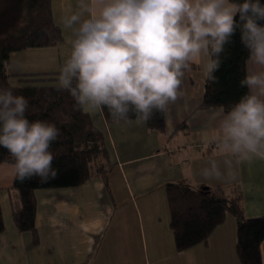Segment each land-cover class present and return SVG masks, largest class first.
<instances>
[{"label": "crops", "instance_id": "1", "mask_svg": "<svg viewBox=\"0 0 264 264\" xmlns=\"http://www.w3.org/2000/svg\"><path fill=\"white\" fill-rule=\"evenodd\" d=\"M51 7L63 39L56 45L13 52L8 72L14 85L20 79L16 75H59L70 54L74 33L63 18L78 10L79 0H51ZM205 84L200 61L193 62L184 77V94L169 105L162 131L141 119L108 123L101 108L85 109L107 137L113 166L107 181L97 177L76 187L37 189L38 241L32 232L16 226L13 213L20 201L15 178L11 163H1L5 229L0 234V264H207L212 243L221 264H241L237 228L233 221L229 226L232 219L218 226L207 243L183 251L177 250L170 227L165 188L170 181L222 186L229 197L240 196L247 216L264 212V160L234 161V179H205L199 174L211 158L221 160L224 167L223 157L206 142L215 131L220 106H200ZM183 122L186 125L178 129ZM261 251L264 264V240Z\"/></svg>", "mask_w": 264, "mask_h": 264}, {"label": "clouds", "instance_id": "2", "mask_svg": "<svg viewBox=\"0 0 264 264\" xmlns=\"http://www.w3.org/2000/svg\"><path fill=\"white\" fill-rule=\"evenodd\" d=\"M87 13V15H85ZM239 14V19H235ZM264 3L261 0H79L63 18L73 29L70 54L59 69L58 87L73 98L74 110L106 108L116 121L167 116L184 94L193 62L203 78L214 80L219 54L237 27L248 49L240 81L249 91L227 111L219 107L215 131L206 136L221 160L200 169L203 178L234 179L233 162L264 160ZM251 66V67H249ZM28 99L0 86V147L11 156L12 174L21 182L57 176L51 143L60 129L29 119Z\"/></svg>", "mask_w": 264, "mask_h": 264}, {"label": "trees", "instance_id": "3", "mask_svg": "<svg viewBox=\"0 0 264 264\" xmlns=\"http://www.w3.org/2000/svg\"><path fill=\"white\" fill-rule=\"evenodd\" d=\"M20 0L17 7H24L26 14L22 25L15 32L0 36V86L10 87L24 95L29 103L26 111L29 119H44L55 123L60 129L58 138L50 145L53 167L57 176L43 182L32 177L21 182L14 180L20 206L14 209V220L21 231H30L38 241L36 227V190L40 188H68L80 186L94 178L106 181L113 166L111 149L104 132L93 122L85 109L74 110L73 98L58 87L55 73L16 75L18 83L12 84L8 64L11 54L31 47L56 45L63 39L61 28L52 15L51 0ZM264 3V0H261ZM22 3V4H21ZM239 19V14L234 17ZM264 23V20L258 21ZM248 49L240 39L237 27L219 54L220 66L214 71L216 79L207 80L200 106H224L228 108L249 91L240 81L246 75ZM108 123L116 120L106 108H101ZM129 116L134 120L135 113ZM123 121V120H121ZM151 129L162 131L165 116L154 111L146 120ZM185 122L178 126L184 127ZM6 148L0 147V164L11 163ZM170 209V227L175 246L183 251L201 243H207L212 232L222 225L229 215L237 224L236 252L241 264H263L261 243L264 240V212L249 217L240 201V196L229 197L222 186L199 185L170 181L165 185ZM5 229L0 207V234Z\"/></svg>", "mask_w": 264, "mask_h": 264}, {"label": "rangeland", "instance_id": "4", "mask_svg": "<svg viewBox=\"0 0 264 264\" xmlns=\"http://www.w3.org/2000/svg\"><path fill=\"white\" fill-rule=\"evenodd\" d=\"M18 1L19 0H0V36L7 35L11 32L13 33L22 25L26 11L22 6L17 7ZM20 2L22 1L20 0ZM228 219H232L229 220V226L233 221V229L236 230L237 226L235 218L229 215ZM213 246L214 244L212 243L210 249H208L206 262H208L207 264H221L222 261L218 260L220 254L217 255V251H213Z\"/></svg>", "mask_w": 264, "mask_h": 264}]
</instances>
